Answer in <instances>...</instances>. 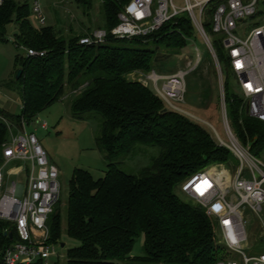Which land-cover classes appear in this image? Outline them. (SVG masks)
I'll list each match as a JSON object with an SVG mask.
<instances>
[{"label":"trees","instance_id":"1","mask_svg":"<svg viewBox=\"0 0 264 264\" xmlns=\"http://www.w3.org/2000/svg\"><path fill=\"white\" fill-rule=\"evenodd\" d=\"M92 1L75 0L84 17ZM99 2L97 28L109 33L129 0ZM29 11L28 4L16 0H4L0 7V42H7L6 28L14 24L16 49L44 53L16 56L22 114L0 113V162L11 132L2 120L20 130L22 122L30 124L54 103L68 100L74 119L94 113L101 121L95 146L106 171L95 180L88 171L76 169L69 181L66 235L79 246L67 251L65 264H216L225 258L204 211L183 203L174 191L199 168L228 162L230 153L216 145L202 125L166 108L149 88L127 79L134 72L150 73L157 49L178 54L185 48L195 33L188 16H178L145 39L117 40L107 35L104 43L80 46L82 32L77 34L71 26L60 31L52 25L34 28ZM205 28L210 32L208 24ZM212 45L219 65L223 63L231 73L219 40L212 39ZM223 89L235 134L249 143L254 155L264 154V123L242 111L241 100L226 85ZM136 145L157 148L158 153L138 174L124 172L117 160ZM6 226L0 223V250L11 242L3 233ZM48 227V242L58 243L60 211L53 212ZM140 236L144 254L131 257Z\"/></svg>","mask_w":264,"mask_h":264},{"label":"built area","instance_id":"2","mask_svg":"<svg viewBox=\"0 0 264 264\" xmlns=\"http://www.w3.org/2000/svg\"><path fill=\"white\" fill-rule=\"evenodd\" d=\"M40 0H34L32 13L41 25L46 19ZM4 0H0V7ZM259 0H129L117 16V25L109 33L93 31L78 40L80 46L104 43L107 35L117 40L145 39L166 23L186 14L195 33L206 44L219 66L221 87V119L227 136L223 141L214 126L205 123L216 136L217 145L226 149L236 162L233 174L222 165H208L191 175L180 191L193 199L214 226L216 245L224 250L225 258L216 264H264V252L245 254L247 227L250 220L258 222L260 238L264 240V154L256 156L249 143L242 144L230 128L224 102L221 67L216 58L210 32L220 36V45L235 78L236 94L244 101V112L264 123V24L254 25L244 39L234 30L254 17ZM205 24H210V32ZM26 57H42L43 52L26 50ZM193 67L170 76L151 71L154 94L167 108L182 112L177 106L186 93L185 77ZM187 67V66H186ZM161 83V84H160ZM160 84V87L159 85ZM7 124V123H6ZM26 124L22 122V128ZM46 128V123L42 124ZM11 169L6 174L4 168ZM221 168V169H220ZM220 169V170H219ZM59 172L48 161L36 136L24 131L10 135L2 147L0 167V223L7 225L4 236L11 242L0 250V264H50L49 259L63 257L50 249L48 221L60 199ZM11 225L12 228L8 227ZM16 240H13L14 235ZM11 234V237H9ZM13 240V241H12ZM58 244V243H57Z\"/></svg>","mask_w":264,"mask_h":264},{"label":"rangeland","instance_id":"3","mask_svg":"<svg viewBox=\"0 0 264 264\" xmlns=\"http://www.w3.org/2000/svg\"><path fill=\"white\" fill-rule=\"evenodd\" d=\"M16 1L28 4L30 9L29 22L34 28L52 25L60 31V29L67 30V27L71 26L77 34H81L80 32H82L84 35L81 36L82 38L87 37L93 31H98L97 26L101 24V22H99L101 20L99 0L92 1V7L87 11L88 13L85 17L82 15L83 12L79 5H76L75 0H40L41 11L46 19L44 25H41L32 13V4L34 0ZM257 8L259 13L254 17L246 19L241 24L237 23V28L234 30V34L237 37L244 39L252 26L264 24V0H259ZM14 33L15 25H8L5 32L7 42L0 43V113L8 116H20L22 114L20 87L16 82V73L20 70L19 64L16 62V56L26 57V53L22 49L15 48L12 42ZM209 34L212 39L219 40L220 42V36L211 32ZM156 51L157 60L151 71L161 76H170L179 70H185L188 68L189 62L190 66L193 67L197 60L196 53H198V63L194 70L185 77L186 93L182 103L177 105L182 111L179 114L200 126L202 125L208 131L216 145L217 138L205 123L214 126L219 137L227 142V136L222 126L221 119L220 68L214 63L206 44L194 33L191 39L187 40L185 48L179 51L178 54H174L164 48L157 49ZM220 67L222 73V86L224 87V85H226L229 90L238 97L235 92L237 89L235 78L229 71L227 72L223 63ZM148 74L149 73L145 72H134L128 75L127 79L138 81L149 88L150 91H153L152 82L148 78ZM160 84H158L159 87ZM238 98L241 100L240 108L243 111L245 106L244 101L240 97ZM165 107L167 108V105H165ZM226 114L230 128L235 134L227 111ZM2 122L5 123L8 131H11L9 132V136L22 131L28 134L33 133L46 152L48 161L53 164L59 172L58 182L61 186V193L59 202L54 210L60 211L61 214V236L58 244H51L49 250L51 251V249H53L56 255L62 256L63 258L61 260L57 257L51 258L49 259V263L65 264L67 251L79 246L78 241L70 239L66 235V206L69 181L76 169L88 171L95 180L102 178L106 171V163L103 155L95 146V138L99 133L101 123L100 118L94 113H86L82 116L81 120L74 119L70 113L69 101L61 100L38 114L30 124L24 126V129L22 128L19 130L9 123V125H7L5 120H2ZM43 123L47 125L46 130L41 127ZM157 153V148L136 145L128 154H124L118 158L117 165L124 172L138 174L143 167L149 164L150 160L155 157ZM1 165L2 162H0V167ZM220 165H222L221 168L229 170L233 174L236 162L230 155L229 161L220 163ZM205 168L206 167L199 168L195 173ZM10 169L11 168L7 166L4 168L3 172L6 174ZM190 176L183 179L178 184L174 193L183 203L192 207H198L193 199L187 197L180 191V186ZM8 227L12 228L11 225H8ZM61 245H63V247H61ZM246 247L245 254L247 256L253 253L264 252V240L261 241L260 227L255 220L253 222L250 220L249 226L247 227ZM143 254V238L140 236L135 240L130 256L141 257Z\"/></svg>","mask_w":264,"mask_h":264},{"label":"water","instance_id":"4","mask_svg":"<svg viewBox=\"0 0 264 264\" xmlns=\"http://www.w3.org/2000/svg\"><path fill=\"white\" fill-rule=\"evenodd\" d=\"M21 75V70H18L16 73V80L20 77ZM9 237H11V234H9ZM61 247H63V245H61Z\"/></svg>","mask_w":264,"mask_h":264},{"label":"crops","instance_id":"5","mask_svg":"<svg viewBox=\"0 0 264 264\" xmlns=\"http://www.w3.org/2000/svg\"><path fill=\"white\" fill-rule=\"evenodd\" d=\"M1 43V42H0ZM42 127V126H41ZM44 129V128H43ZM47 129V125H46V128L44 129V130H46Z\"/></svg>","mask_w":264,"mask_h":264}]
</instances>
